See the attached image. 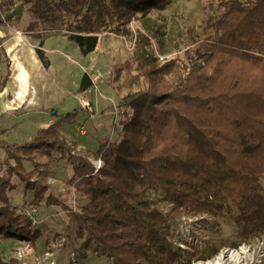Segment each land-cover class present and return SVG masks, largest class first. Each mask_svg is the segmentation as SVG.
<instances>
[{"label": "trees", "instance_id": "16d2710c", "mask_svg": "<svg viewBox=\"0 0 264 264\" xmlns=\"http://www.w3.org/2000/svg\"><path fill=\"white\" fill-rule=\"evenodd\" d=\"M171 1L0 0V29L16 8L26 7L36 23L62 22L84 55L96 50L103 32L136 44L131 58L112 69V82L123 78L116 88L128 89L120 101L127 110L120 137L100 141L95 156L104 163L97 171L88 157L73 161L59 133L64 124L77 123V109L56 113L32 140L0 139L6 153L0 157V246L11 240L35 245L41 236L27 209L60 202L47 185L55 152L70 156L68 183L83 196L78 210L69 209L68 229L83 258L106 254L112 264H183L170 237L171 220L186 212L223 216L236 208L240 240L264 236V0H221L222 11L207 21L209 35L193 40L182 57L161 60L153 35L134 31L131 23ZM42 45L37 53L49 66ZM8 76H0V92ZM91 86L84 74L80 90ZM14 176L33 194L30 201L10 202ZM153 192L162 194L168 212L150 198ZM0 264L20 262L0 255Z\"/></svg>", "mask_w": 264, "mask_h": 264}, {"label": "crops", "instance_id": "0c3cea01", "mask_svg": "<svg viewBox=\"0 0 264 264\" xmlns=\"http://www.w3.org/2000/svg\"><path fill=\"white\" fill-rule=\"evenodd\" d=\"M64 37L67 38L65 35ZM20 38L18 36L9 37L6 32L0 30V48H3L2 54L0 53V76L5 77L9 75L5 88L0 92V133H2L0 139H5V135L8 136L9 132L14 130V126L16 125L19 131H14L10 134L14 139L8 140L6 138V140L19 143L32 140L36 131L49 126L56 119V113L58 112L55 114L51 112V109L55 105L58 108L62 107L61 110L67 111H70L71 107H73L78 110L77 123L72 124L76 133H73L71 128H60V136L69 145L74 144L77 147L82 154L79 156L95 158V153L99 149L101 139L112 140L120 137L121 126L114 110L116 106L120 105L121 97L128 92V89L118 88L119 97L113 96L112 92L119 85V82H112L110 79L112 66L110 70L104 71L106 68L102 67V61H100L99 56L94 54L96 57L92 59L88 57L96 52L97 47L95 51L87 55V58L84 60L85 65L81 64L80 67L84 74H88L92 78L93 86L85 90H80V87H76L79 89L78 93L74 88L69 89L67 92L62 85L57 83L55 78L51 81L47 76L46 71L51 68L54 69L50 57L46 55L50 64L49 66H45L38 56L37 47L40 44H43L42 48L45 53L48 51L45 50V41L41 39V42L37 44L34 38V42L25 45L21 43ZM76 46L80 50L77 44ZM6 60L7 63L4 64ZM58 67V72L64 69L63 64H58ZM34 72L43 73V75L39 80L37 91L33 92L30 89L29 76ZM71 93V96H67V94L70 95ZM74 93L77 94L74 95ZM56 95H60V97L57 99ZM84 100L91 102L90 109L82 105ZM67 102L70 105L66 108ZM59 115H64V113ZM84 118L85 120L82 121ZM25 121H28L27 124L31 127L30 131L23 128L26 126ZM0 157L2 159L6 158L3 148H0ZM25 167L28 171L33 170V162L26 161ZM49 169L51 174L47 181V185L49 186L48 194H51L52 199L59 200L60 202L50 205L42 202L40 205L28 206L36 207L38 214L40 213V206H46L47 208L44 218L36 219L35 222V227L42 231L43 242L47 243L41 247H38L36 243L35 245L32 244L33 251L29 252L27 257L31 264H34V259L37 255H42L52 246L55 255L57 253L59 256L61 250L58 246L56 247V240L61 236H66L65 232L69 229V209L72 208L69 201L71 199H83L81 193L68 183L74 174V165L72 160H70V156L66 155L64 157L60 153L55 152L54 157L49 162ZM13 182L17 185V188L9 192L10 202L20 205V203L30 201L33 198L31 192L24 191L23 185L17 176H14ZM47 224L49 227L46 226ZM43 226H46L45 230H43ZM26 243L27 241L21 242L20 240L4 242L0 246V255L6 260L11 258L17 259L16 254L18 249L24 247Z\"/></svg>", "mask_w": 264, "mask_h": 264}, {"label": "rangeland", "instance_id": "374dc122", "mask_svg": "<svg viewBox=\"0 0 264 264\" xmlns=\"http://www.w3.org/2000/svg\"><path fill=\"white\" fill-rule=\"evenodd\" d=\"M220 2L221 0H172L168 6L164 7V9H155L150 13L135 19L131 23V26L136 32L142 31L153 35V45L157 52L162 55L161 57H182L184 51L191 46L193 40L205 39L209 35V31L206 28L207 21L211 16L220 14L222 11L220 8ZM18 13H20V15ZM13 14L14 16L12 20L0 30L6 32L9 37H21V43L25 45H29L30 42H34V38L36 39L37 44L41 42V39L44 40L45 50H48L46 55L50 57L54 67V69L51 68L46 71L48 78L51 81L55 78L57 83L62 85L67 92L69 89L74 88L78 93L79 89L77 88L80 87V82L82 76L84 75L80 67L81 64L85 65L84 60L87 58V55L82 54L77 48L76 43L68 38L65 25L62 22H58L55 26L36 23L35 16L26 7L16 8ZM19 32H21V34ZM64 35L67 36V38H65ZM100 38L101 40L96 52L88 57L90 59L96 57L94 54L99 56L100 61H102V67L106 68L104 71L110 70L111 66L113 69L115 64L123 63L131 58L136 47L135 42L127 36H119L111 32H103L100 34ZM6 63L7 60L4 61V64ZM58 64H63L64 69L62 71L58 72ZM43 73L45 72L43 71ZM43 73L34 72L29 76L30 89L33 92L37 91V87H39V80L42 78ZM110 79H113L112 75ZM122 80L123 78H121L118 82L120 83ZM117 90L118 89L115 88L112 92L113 96L116 98L119 97ZM77 93H74V95ZM71 95L72 93L70 95L67 94V96ZM56 97L58 99L60 95H56ZM61 108L62 107L58 108V106L55 105V107L51 109V112L53 113L56 111L58 114H67L68 112H73L75 110L73 107H71L70 111L64 109L61 110ZM84 120L85 118L82 119V121ZM27 122L28 121L24 122L26 126L23 128L30 131L31 127L27 124ZM61 128H71L72 132L76 133L72 124H64ZM14 131H19V128H16V125L14 126V130L11 132ZM11 132H9L8 136L5 135V139H14L10 135ZM69 147H71V145L67 143L66 151L68 152L70 149ZM79 155H82L81 152H79L76 156L74 155V158H77ZM0 162L2 164V161ZM150 198L154 199L158 208L164 212H168L170 210V205H167L164 201H162L163 196L160 192L151 193ZM69 202L72 208L78 210L77 207L80 205V200L71 199ZM46 209V206L39 207L40 213L37 215V219L44 218L47 212ZM237 212L238 209L234 208L232 212L226 213V215L223 216H214L212 213H209L211 219L201 228L203 236H206L207 239V249L204 253L196 252L189 260L184 257V263H190L192 258L197 255H199V257H215L223 249L237 247L242 243H249L241 241L237 236V226L234 220ZM46 226L49 227L48 224ZM46 226H43V230H45ZM65 233H67V235L64 236L67 238L65 240L66 242L63 243L62 246L56 245V247L58 246L61 250L59 256L57 253L55 255L56 264H70L69 254L72 251L79 252L80 241L75 238L73 231L70 232L67 229ZM250 242L252 245V254L250 255V259L253 261L263 259L264 264V236L262 238L256 237V239H253ZM46 243L43 242L42 234L36 240L38 247L43 246V244L46 245ZM51 248L54 250L53 246ZM56 251L58 250L56 249ZM37 256L39 257V255ZM79 256L81 258L80 264H112L111 259L106 256V254H89L86 258H83L81 254H79ZM29 264L31 263L29 262ZM34 264H38L36 259H34Z\"/></svg>", "mask_w": 264, "mask_h": 264}, {"label": "built area", "instance_id": "2783aa9c", "mask_svg": "<svg viewBox=\"0 0 264 264\" xmlns=\"http://www.w3.org/2000/svg\"><path fill=\"white\" fill-rule=\"evenodd\" d=\"M21 34V32H19ZM165 57H161V60ZM82 105L85 108L90 109L91 108V102L89 100H84L82 102ZM126 107L119 105L115 107V115L120 120L123 118L126 114ZM83 132V130H82ZM70 153L74 155H77L79 153V150L74 145H71L70 147ZM92 164L94 165L96 171L102 167L103 160L102 158H89ZM27 213L35 220L37 219L38 215V209L34 206L27 209ZM211 219V216L209 213H202V214H185L179 219H172L171 220V241L173 244V247L177 251H182L184 254V257L189 260L188 253H196L201 252L204 253L207 249V239L206 236H203L201 232V228L205 225L206 222H209ZM65 237L58 238L56 240L58 246H62L63 243L66 241ZM33 251V246L30 242H27L24 247L21 249H18L16 257L20 261L21 264H29V261L27 259L29 252ZM222 251L228 252H242L241 255V261L238 260L235 261L236 264H263V259L259 261H253L250 259V255L252 254V245L251 242L249 243H242L241 245L233 248H227L223 249ZM221 251V252H222ZM220 252V253H221ZM219 253V254H220ZM219 254L215 257H205L197 255L196 257L192 258L190 263L188 264H215L216 258L219 256ZM70 264H80L81 258L79 256V253L77 251H72L70 254ZM38 261V264H56V257H55V251L49 247L47 251H45L44 254L36 256L35 258ZM234 264L231 260L225 259V263Z\"/></svg>", "mask_w": 264, "mask_h": 264}, {"label": "bare ground", "instance_id": "6f19581e", "mask_svg": "<svg viewBox=\"0 0 264 264\" xmlns=\"http://www.w3.org/2000/svg\"><path fill=\"white\" fill-rule=\"evenodd\" d=\"M69 103L66 105V108L67 107H69ZM240 253H242V252H240V251H238V252H236V251H234V252H228V254H227V252H225V251H222L220 254H219V256L216 258V261H215V264H229V263H225V259L227 258V259H229V261L231 260L234 264H236L235 263V261L236 260H238L239 262L241 261V255H240Z\"/></svg>", "mask_w": 264, "mask_h": 264}, {"label": "water", "instance_id": "95a60500", "mask_svg": "<svg viewBox=\"0 0 264 264\" xmlns=\"http://www.w3.org/2000/svg\"><path fill=\"white\" fill-rule=\"evenodd\" d=\"M54 114L56 113V111L53 112Z\"/></svg>", "mask_w": 264, "mask_h": 264}]
</instances>
